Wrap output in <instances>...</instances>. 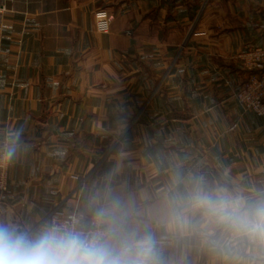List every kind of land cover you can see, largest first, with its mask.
Returning a JSON list of instances; mask_svg holds the SVG:
<instances>
[{"label": "crops", "instance_id": "crops-1", "mask_svg": "<svg viewBox=\"0 0 264 264\" xmlns=\"http://www.w3.org/2000/svg\"><path fill=\"white\" fill-rule=\"evenodd\" d=\"M252 46L264 0H0V137L27 145L0 221L84 210L108 175L150 207L174 165L264 185V116L236 98Z\"/></svg>", "mask_w": 264, "mask_h": 264}, {"label": "clouds", "instance_id": "clouds-1", "mask_svg": "<svg viewBox=\"0 0 264 264\" xmlns=\"http://www.w3.org/2000/svg\"><path fill=\"white\" fill-rule=\"evenodd\" d=\"M22 130L0 137V163L26 149ZM264 264V185L171 169L150 207L112 185L86 194L84 211L25 228L0 221V264Z\"/></svg>", "mask_w": 264, "mask_h": 264}, {"label": "built area", "instance_id": "built-area-1", "mask_svg": "<svg viewBox=\"0 0 264 264\" xmlns=\"http://www.w3.org/2000/svg\"><path fill=\"white\" fill-rule=\"evenodd\" d=\"M98 28L102 32L107 31L108 19H99ZM239 58L250 74L237 91L236 98L244 110L264 116V46L248 47L239 54ZM9 169L10 163H0V196L3 197L8 192ZM83 211L81 209L64 211L57 208L50 214L49 219L55 217L64 220Z\"/></svg>", "mask_w": 264, "mask_h": 264}]
</instances>
